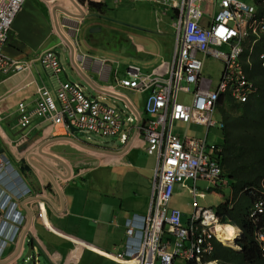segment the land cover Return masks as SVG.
I'll return each instance as SVG.
<instances>
[{
    "label": "crops",
    "instance_id": "0c3cea01",
    "mask_svg": "<svg viewBox=\"0 0 264 264\" xmlns=\"http://www.w3.org/2000/svg\"><path fill=\"white\" fill-rule=\"evenodd\" d=\"M88 1L101 4L102 7L98 10L89 7L87 2L77 1L79 8L76 9L70 0H39L41 5L37 3V6H33L26 0L11 26L1 53L9 59L26 63L27 68L8 74L0 71V84H5L4 95L14 96L18 93L21 98L18 104L23 102L30 109L41 87L54 92L59 82L69 81L68 78L77 84L78 81L82 85L86 83L85 86L80 85L87 97L108 105L101 97L106 95L124 103L123 109L108 106L134 118L133 124H125L129 130L149 118L145 104L150 92H134L121 87L119 81L133 79V76H129V66L139 69L140 73L151 75L163 74L173 64L175 55L174 50H171L172 32L170 34L169 30L174 31V49L177 37L172 0H148L152 7L159 6L162 10L163 18L158 19L159 28L156 30L110 22L105 18L107 0ZM121 2H115V5ZM203 5L205 12L210 13L213 5L210 2ZM63 9L77 17H67L62 13ZM168 14L169 17L163 16ZM206 19L207 16L202 19L203 22L208 21ZM81 29L83 33H79V39L77 33ZM59 45L64 52L69 53V75L64 67V72L58 76L50 74L52 71L45 70L40 63L44 52H55ZM114 56L137 60L138 65L129 62L123 64L122 60L112 58ZM209 59L221 63L216 80L204 74L205 61ZM201 60L202 75L212 79L213 85H216L224 70L222 62L212 57H202ZM245 66L243 69L246 73ZM193 90L194 87L192 90L190 88V93H185L189 95L187 100H191ZM121 91L142 95V102L132 100ZM1 111L0 155L10 156L11 169L18 174L15 179H8L7 185L11 189H4L12 193L18 191L22 195L17 202L22 220L19 234L14 243L7 246L0 264L28 263L26 252L34 246L40 253L39 264H124L109 255L125 250L126 221L146 216L151 193L148 194L147 185L150 182L151 188L156 167V157L144 151L142 138L137 135L127 145L120 144L117 149L90 146V150L74 142L79 141L74 138L71 130L68 133L63 128L54 127L35 117L29 127L16 133H20L18 138H11L1 124L3 122L8 127L10 122ZM16 115L15 110L14 120ZM215 117L219 120L218 114ZM176 124L195 125L174 122L171 132L181 138L189 135L175 133ZM220 130L216 128L215 137L221 134ZM50 139H55V142L47 145L43 151L52 158L60 159L63 165L55 159L42 157V160L60 173V176H55L59 193L44 174L33 169L26 161L31 154L37 153L40 145ZM104 149L108 153L102 152ZM32 161L39 165L37 159L32 158ZM20 172L28 175L26 181ZM42 189L47 190L42 192ZM39 197H45L47 201ZM217 230L220 232L222 228ZM220 235L224 236L225 233Z\"/></svg>",
    "mask_w": 264,
    "mask_h": 264
},
{
    "label": "built area",
    "instance_id": "2783aa9c",
    "mask_svg": "<svg viewBox=\"0 0 264 264\" xmlns=\"http://www.w3.org/2000/svg\"><path fill=\"white\" fill-rule=\"evenodd\" d=\"M25 1L0 0V71L4 74L27 68L26 63L1 53ZM205 2L213 5L208 14L202 8ZM258 3L259 0H172L177 37L173 64L165 73L151 75L129 66V76L133 79L119 81L121 87L134 92H150L145 111L152 119L141 125L130 126L128 130L125 124H133L134 118L87 97L80 84L68 81L59 82L54 92L47 87L39 88L30 109L23 102L17 105L15 120L22 130L35 117L68 133L74 128L84 134L117 137L122 146L138 135L145 144V152L156 157L149 213L126 221L125 250L109 255L114 260L124 264H220L212 259L215 241H219L216 229L226 226L220 224L213 209L199 205L198 198L205 196L199 192V184H207L209 192L230 187L217 160L221 148L218 143L208 142V133L222 127L215 117L222 96L243 104L257 92V86L244 72L241 57L246 52V41L252 40L248 51L251 53L259 36L264 35V15L257 13ZM206 16L208 21L203 22ZM202 57L222 62L224 70L216 85L202 75ZM259 60L264 68V53L259 55ZM40 63L55 76L64 72L59 56L52 50L41 55ZM191 86L194 87L192 98L188 103L183 102L179 95L190 93ZM176 121L202 126L206 134L181 138L171 132ZM10 163L6 156L0 155V259L7 246L14 243L22 220L17 204L22 195L4 189H11L8 179L17 177ZM189 181L191 187L187 185ZM177 189H188L192 197L187 223L182 222L179 209L170 207ZM252 191L255 195L248 218L254 225L255 241L264 258V179ZM39 258L34 246L29 260L39 264Z\"/></svg>",
    "mask_w": 264,
    "mask_h": 264
},
{
    "label": "trees",
    "instance_id": "16d2710c",
    "mask_svg": "<svg viewBox=\"0 0 264 264\" xmlns=\"http://www.w3.org/2000/svg\"><path fill=\"white\" fill-rule=\"evenodd\" d=\"M77 1L87 2L89 7L98 10L102 7L88 0ZM255 7L258 14L264 15V0H259ZM251 41H246L241 61L246 65L248 79L257 86V92L243 104L228 96H222L219 102L223 127L217 160L232 187L233 205L229 207L230 202L226 200L217 207L216 213L222 224L237 226L241 231L237 242L240 250L215 243L212 259L221 264H264L255 241L254 225L248 218L255 195L252 190L264 179V68L259 60V55L264 53V35L259 36L253 51L248 53Z\"/></svg>",
    "mask_w": 264,
    "mask_h": 264
},
{
    "label": "rangeland",
    "instance_id": "374dc122",
    "mask_svg": "<svg viewBox=\"0 0 264 264\" xmlns=\"http://www.w3.org/2000/svg\"><path fill=\"white\" fill-rule=\"evenodd\" d=\"M121 1H123V3L121 2L120 5H115L114 0H107L106 5L108 7V10L105 13L106 20H109L110 22H113V23L117 22V23H123V24H132L133 26H138V28H151L152 30H156L155 28H159L158 19L163 18L161 16L162 10L159 8V6L153 5L152 7L151 3H149L148 0H121ZM27 3L33 6H37V3L38 5H41L39 0H27ZM202 8L204 9V5L202 6ZM41 10L43 9L41 8ZM169 15L170 14L163 15V16L169 17ZM78 31L79 32L77 33V37L80 39L81 35L79 33L82 34L83 30L81 29V31L80 30ZM169 31H170V34L172 32V35L170 36V38L172 42L171 50L173 52L174 44H175V39L173 36L174 31L173 29H170ZM219 49L225 50V48H219ZM55 52L60 54V62L62 66L65 68V71L68 73V75L71 74V69H70L71 60H70L69 53L64 52L63 48L60 45L56 46ZM112 58H115V60L117 58L118 61L122 60L123 64L126 62L127 63L129 62L131 64L138 65L137 60H133V59L128 60L127 58L124 59L123 57H120V56H114ZM220 70H221L220 62L212 60V59L205 61V70H204L205 75L216 80L219 76ZM43 74H44L45 80L48 82L46 73L44 72ZM50 74H52V72H50ZM0 80H1V76H0ZM68 80L70 81V83H74V81L71 78H68ZM78 83L82 85V83H80L79 81ZM85 85L86 83H84L82 86H85ZM182 85L184 86L185 84L183 83ZM190 88L192 90V87ZM88 89L90 92L92 93L94 92L96 95H98L94 90H91L90 88ZM5 90H6L5 84H2V85L0 84V110H2L1 114L7 118V121L10 122V125L7 127L5 123L2 122L1 124L5 126L6 134H8L11 138H18L20 133L18 134L16 133L19 132L21 128L18 126L19 127L18 129L16 122L14 120V117H15V110L17 108L18 102L21 101V98L18 93L15 94L14 96H7L6 94L4 95ZM121 92L127 94L132 100H135V101L138 100V102H142V95L132 94L127 91H121ZM101 97H103V100L106 103H108V105L115 106L118 109H123L124 103L121 100H115L114 98L107 97L106 95H102ZM181 98H184V99H181ZM188 98H189L188 94H180L179 99L182 100L183 102L188 103L190 101V100H187ZM9 129H12V130H9ZM215 130L216 129H211L208 133L209 143H220L221 142L220 135L215 137ZM174 132L182 136L189 135V136H195V137H204L206 134V130L204 127L196 126V125L176 124L174 125ZM220 133L222 134V129ZM73 136L75 139L79 141V143L84 144V145H90L92 147L117 149L120 146V143L117 137L104 138L101 136L90 135V134H84L83 136H80L78 133L73 134ZM7 157L10 159V156L7 155ZM20 174L23 180L26 181L28 175H25L21 172ZM187 185L191 187L192 182L189 181ZM199 187H200L199 192H202L205 194L204 198H198V203L203 208H211L215 210L217 209L219 205L224 203L225 200L230 195V191L228 189L223 190L222 192H217V191L209 192L206 188L207 184L205 183H200ZM147 188H148V194H149V192L151 191L150 182L147 185ZM191 199L192 197L189 194L188 189H185L183 191H180L179 189H177L175 196L171 201V204L173 206L184 211L185 214H184L183 220H186L188 218V213L191 212V202H192ZM148 213H149V208H148L146 215H148ZM17 264H20V263H17Z\"/></svg>",
    "mask_w": 264,
    "mask_h": 264
},
{
    "label": "water",
    "instance_id": "95a60500",
    "mask_svg": "<svg viewBox=\"0 0 264 264\" xmlns=\"http://www.w3.org/2000/svg\"><path fill=\"white\" fill-rule=\"evenodd\" d=\"M70 1H71V3L73 4V6H74L76 9L79 8V5H78V3H77L76 0H70ZM57 9H61V8H60V7H57ZM61 11H62V13H64L67 17H70V18H75V17H77L76 15H73L71 12L67 11L66 9H63V10H61ZM65 41H66V40H65ZM66 42H67V41H66ZM55 53H56L57 56H60L59 53H57V52H55ZM71 132L74 133V134H77V133H78L80 136H83V135H84V133H82V132H78L77 129H74V128H71ZM53 142H55V139H50V140L45 141V143H43L42 145H40V146L38 147V149H37V153H33V154H31V155L26 159V161L28 162V164H29L33 169H36L38 172L44 174V175L49 179V181H50V183L52 184V186L55 187L56 191L59 193L60 190H58V187L56 186V183H55V176H60V173H59L56 169H54V168L48 166V165L42 160V157H45V158H47V159H51V160L55 159L56 162H58L60 165H63V163H62V161H61L60 159L52 158L50 155H48L47 153H45V152L43 151V149H44L47 145H49V144H51V143H53ZM74 142L77 143V145H79V146H81V147H83V148H86V149H89V148H90V149H92V147H87V146H85V145H83V144H81V143H79V142H77V141H74ZM93 150H97V151H98L99 149H93ZM102 152H106V153H108V151L105 150V149H104V151H102ZM32 158L37 159L39 165L36 164V163H34V162L32 161ZM65 178H66V177H65ZM46 188H47V187H46ZM44 190H47V189H42V192H43ZM39 198L47 201V199H46L45 197H39ZM21 244H22V243H21ZM32 251H33V248H32V247L28 248V250H27V252H26V255H25L28 259L32 256ZM39 263H40V260H39ZM26 264H34V262H33V261H28V263H26Z\"/></svg>",
    "mask_w": 264,
    "mask_h": 264
},
{
    "label": "clouds",
    "instance_id": "9594fccd",
    "mask_svg": "<svg viewBox=\"0 0 264 264\" xmlns=\"http://www.w3.org/2000/svg\"><path fill=\"white\" fill-rule=\"evenodd\" d=\"M120 1V0H119ZM217 114H218V116H219V121L221 122V118H220V113H219V110H218V112H217ZM222 124V123H221ZM223 127V126H222ZM222 127L220 128V129H222ZM221 131V130H220ZM221 135V134H220ZM222 139V138H221ZM219 144V143H218ZM7 157V156H6ZM8 158V157H7ZM9 159V158H8ZM10 160V159H9ZM11 162V161H10ZM12 167V164L10 163V168ZM222 169V168H221ZM12 170V172L13 173H16L13 169H11ZM223 172V171H222ZM17 174V173H16ZM17 176H18V174H17ZM223 176H224V174H223ZM225 177V176H224ZM225 178H227V177H225ZM228 179V178H227ZM228 181H229V179H228ZM229 185H230V183H229ZM227 190V189H226ZM228 190L230 191V195H229V197L226 199V200H228L230 203H229V207H232V205H233V201H232V198H233V196H232V187H231V185H230V187L228 188ZM220 192H222V191H220ZM176 193V192H175ZM175 193H174V196H175ZM43 194V193H42ZM150 195H151V193H150ZM174 196L172 197V199L174 198ZM172 199H171V201H172ZM225 200V201H226ZM171 201H170V207H172V208H177V207H175V206H172L171 205ZM149 203H150V201H149ZM177 209H179V208H177ZM181 212H182V222L183 223H187V220H188V218L186 219V220H183V217H184V211H182L181 209H179ZM215 212H216V209L214 210ZM189 214V213H188ZM217 214V213H216ZM218 216V215H217ZM218 220H219V216H218ZM220 222V221H219ZM220 224H222L221 222H220ZM222 225H224V226H226V225H229V224H222ZM232 226V225H231ZM236 229H237V231H239V233H238V236H239V238H236V241L234 242V246H235V248L234 247H228V248H233L234 250H240V247L238 246V244H237V242H238V240L241 238V231H240V229L237 227V226H234ZM235 240V239H234ZM220 243L221 245H223L221 242H219V241H215V243ZM224 247H227V246H225V245H223ZM237 248V249H236ZM214 260V259H213ZM218 261V260H217ZM221 264V263H220Z\"/></svg>",
    "mask_w": 264,
    "mask_h": 264
},
{
    "label": "bare ground",
    "instance_id": "6f19581e",
    "mask_svg": "<svg viewBox=\"0 0 264 264\" xmlns=\"http://www.w3.org/2000/svg\"><path fill=\"white\" fill-rule=\"evenodd\" d=\"M220 228V227H218ZM217 228V229H218ZM222 230L219 232L216 229V236L219 239V241H221V243H223V245L227 246V247H234V239H236L238 237V231L234 226L231 225H226L225 228L221 227ZM231 228H233L234 230H232ZM232 231L234 233H232ZM223 233H225V235L227 234V236H221L220 234L223 235ZM235 248V247H234ZM237 249V248H236Z\"/></svg>",
    "mask_w": 264,
    "mask_h": 264
},
{
    "label": "flooded vegetation",
    "instance_id": "af4514ba",
    "mask_svg": "<svg viewBox=\"0 0 264 264\" xmlns=\"http://www.w3.org/2000/svg\"><path fill=\"white\" fill-rule=\"evenodd\" d=\"M92 2H93V1H92ZM86 146H87V147H90V145H86ZM89 149H90V148H89ZM90 150H91V149H90ZM105 150H106V149H105ZM48 184H50V183H48ZM49 186H50V185H49ZM49 186H48V187H49ZM28 261H32V260H29V259H28Z\"/></svg>",
    "mask_w": 264,
    "mask_h": 264
}]
</instances>
